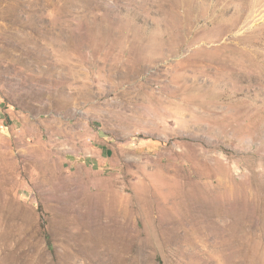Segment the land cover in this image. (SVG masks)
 I'll return each instance as SVG.
<instances>
[{"label":"rangeland","instance_id":"obj_1","mask_svg":"<svg viewBox=\"0 0 264 264\" xmlns=\"http://www.w3.org/2000/svg\"><path fill=\"white\" fill-rule=\"evenodd\" d=\"M0 264H264V0H0Z\"/></svg>","mask_w":264,"mask_h":264}]
</instances>
